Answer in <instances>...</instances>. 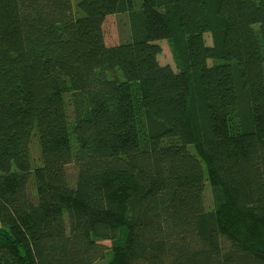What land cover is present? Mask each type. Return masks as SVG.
Segmentation results:
<instances>
[{"label":"trees","instance_id":"obj_1","mask_svg":"<svg viewBox=\"0 0 264 264\" xmlns=\"http://www.w3.org/2000/svg\"><path fill=\"white\" fill-rule=\"evenodd\" d=\"M0 264H264V0H0Z\"/></svg>","mask_w":264,"mask_h":264},{"label":"rangeland","instance_id":"obj_2","mask_svg":"<svg viewBox=\"0 0 264 264\" xmlns=\"http://www.w3.org/2000/svg\"><path fill=\"white\" fill-rule=\"evenodd\" d=\"M75 1V0H74ZM120 18H114L110 17L105 25V33H106V39L109 43H115L117 41V34H119V31H117L118 27V22L121 23L122 21L119 20ZM124 23V22H122ZM206 39L208 40V35L205 34ZM158 43L160 44L161 47V52L158 54V59L159 62L162 64H169L173 67H175L174 61H173V53L171 50L170 45L166 40H159ZM133 91H134V101H135V111L137 114V119H138V128H139V136L141 139V142H145L146 139V131L144 128V121L142 118V113H141V106H140V90L136 83H133ZM234 115V111H231L230 116L232 117ZM230 124L233 127L232 120L230 119ZM143 145V144H142ZM144 146V145H143ZM32 153L33 156H36V147L33 143L32 146ZM52 209V218H53V224H54V229L56 232L59 234H65L66 233V227H65V218L64 214L59 208V206L55 203L51 205ZM109 257V252L106 255V259ZM103 261H98V263H101Z\"/></svg>","mask_w":264,"mask_h":264}]
</instances>
